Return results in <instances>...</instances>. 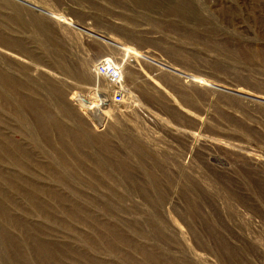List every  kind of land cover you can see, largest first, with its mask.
I'll return each instance as SVG.
<instances>
[{"label": "rangeland", "instance_id": "1", "mask_svg": "<svg viewBox=\"0 0 264 264\" xmlns=\"http://www.w3.org/2000/svg\"><path fill=\"white\" fill-rule=\"evenodd\" d=\"M0 264H264V0H0Z\"/></svg>", "mask_w": 264, "mask_h": 264}, {"label": "built area", "instance_id": "2", "mask_svg": "<svg viewBox=\"0 0 264 264\" xmlns=\"http://www.w3.org/2000/svg\"><path fill=\"white\" fill-rule=\"evenodd\" d=\"M94 71L95 75L108 86L112 102L122 103L127 91L123 86L121 68L117 63L111 58H104L96 64Z\"/></svg>", "mask_w": 264, "mask_h": 264}, {"label": "bare ground", "instance_id": "3", "mask_svg": "<svg viewBox=\"0 0 264 264\" xmlns=\"http://www.w3.org/2000/svg\"><path fill=\"white\" fill-rule=\"evenodd\" d=\"M121 73H122V70H121ZM122 76H123V73H122Z\"/></svg>", "mask_w": 264, "mask_h": 264}]
</instances>
